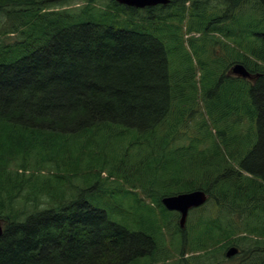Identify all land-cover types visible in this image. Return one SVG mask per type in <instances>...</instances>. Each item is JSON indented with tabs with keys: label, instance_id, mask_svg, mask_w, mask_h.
I'll return each instance as SVG.
<instances>
[{
	"label": "trees",
	"instance_id": "obj_1",
	"mask_svg": "<svg viewBox=\"0 0 264 264\" xmlns=\"http://www.w3.org/2000/svg\"><path fill=\"white\" fill-rule=\"evenodd\" d=\"M68 1L0 0V264H158L173 259L170 246L177 251L170 264H264V0H223L232 26L217 25L225 16L201 23L206 32L234 37L220 81L234 82L230 97L241 103L233 106L237 117L210 107L215 135L199 114L192 136L184 130L191 120L186 103L197 106V98L178 90L171 66L179 56L166 31L176 10L183 18L190 8L199 18L211 0H170L142 10L144 22L134 20L141 10L116 0L55 7ZM165 7L176 9L154 14ZM236 63L251 79L226 74ZM102 129L135 139L128 146L99 144L98 151L69 144L70 136ZM34 151L42 156L35 164ZM41 164L58 171L99 167L88 176L52 178ZM108 167L106 178L139 188L174 233L132 230L112 217L109 202L75 184L81 178L98 186ZM192 190H204L207 202L190 211L184 228L177 221L172 229L177 213L162 198ZM208 236L214 246L241 251L226 263L216 261L218 247L200 259L195 252Z\"/></svg>",
	"mask_w": 264,
	"mask_h": 264
},
{
	"label": "rangeland",
	"instance_id": "obj_2",
	"mask_svg": "<svg viewBox=\"0 0 264 264\" xmlns=\"http://www.w3.org/2000/svg\"><path fill=\"white\" fill-rule=\"evenodd\" d=\"M97 3H106V0H96ZM88 3V0H71L67 3L61 4L59 6H55L56 8H68L70 10H76L78 8L84 7ZM210 4V9L207 13L202 14L199 18L194 17L190 12L192 11L190 8L188 10L190 12H185L183 18L179 15L180 10H176L175 8H163V10H155L154 14L161 13L163 16L170 15L174 11V16L171 19V23L173 26L170 30L166 31L168 34V40H166L167 45L179 56V61H177L174 65L171 66V69L174 70L176 75L178 76V90L185 91V96L190 100L196 96L197 106L194 102L186 103V119H191L187 128L188 136H192L197 133V122L201 119V115L203 114L206 118V131L215 135L218 133V126L213 122V120L209 117L210 107H214L215 110H218L220 107H223L228 112H235V116L237 117L236 111H234L233 106L236 103L239 104L241 101L234 100V97L230 94L234 92V82H225L222 83L220 81V77L223 71V68L226 66V48L229 44H233L234 37L226 36L221 31H211L206 32L202 27V22L205 23L207 18H222L225 16L223 22H217V25L223 24L225 26H232L234 20L228 18V12L226 9V5L223 4V0H211L207 5ZM155 7V6H154ZM140 16V18H139ZM147 16V12L140 11L135 21L144 22L143 17ZM160 21L158 24L162 23ZM240 25L243 26V18L240 17ZM1 37H7L5 35H1ZM205 50V51H204ZM221 57V59L217 62L216 59ZM223 100V103H221ZM213 109V108H211ZM213 109V110H214ZM231 114V113H228ZM233 115V114H232ZM211 116V115H210ZM234 119V115H233ZM229 124L228 126L233 125L232 118H227ZM235 134L240 135L243 133L242 125L237 123L235 125ZM233 134L231 129H228L227 135ZM135 139V135L133 133H126L123 135L117 134L115 132H109L106 129H102L98 132L92 133H81L79 135H73L69 138V144L74 148H89L95 151H98L99 144H111L114 146H119L120 143H124V146H128L130 141ZM178 142H187V139H178ZM95 144V145H94ZM94 145V146H93ZM175 145V143H174ZM170 149H174L175 147L170 144ZM200 148L204 149L202 146ZM41 158V155H37L35 151L32 154V163L35 164L36 158ZM135 157V156H134ZM97 165H89L87 167H82V170L76 171L75 169H71L69 171L57 170L54 166L45 164L40 165L41 172L46 173L47 177H52L61 175L63 178H70L74 176H88L91 173V169L98 168ZM109 167L105 169L104 173H102L103 179H101L99 185H96L94 180L87 181V184L81 181V178L75 181V184H78L82 188L84 186L87 190H90L88 194L91 195H99L101 199H103L108 203L106 209L111 213L112 217L126 225L128 228L132 230H146L149 233L156 231V228H163L165 233L167 231H171L170 226H167V219L164 216L165 213H161L159 208H157L156 204L148 201L147 198L141 196V193L138 189L133 188L130 184L125 183L122 178L118 176L108 177ZM95 172V169L93 170ZM38 176L40 174L38 173ZM35 178L36 175H35ZM135 181H138L137 178H133ZM63 181V180H60ZM65 191L68 193L67 185L64 186ZM71 189H73L71 187ZM85 189V188H84ZM128 192V193H126ZM125 193L128 194V197H125ZM137 198L142 199L140 201L136 200ZM151 205L155 209L153 215L151 212H148L146 206ZM151 217L153 223L148 222V218ZM179 216H174L171 218L170 225L173 229L175 224L177 223ZM3 222V221H2ZM174 233V232H172ZM175 238H179V234H174ZM214 238L208 236L206 239L205 249L197 251L198 255H200V259H205L206 255L212 249H216L218 254L216 255L217 262H224L225 260V247L223 244H219V246L213 245ZM249 244V243H247ZM169 253L172 254L173 259H170L167 263H164V260L159 264H170L175 263V251L174 246L167 247ZM234 258V257H233ZM222 260V261H221ZM232 263H237L236 261H232ZM142 264V263H141Z\"/></svg>",
	"mask_w": 264,
	"mask_h": 264
},
{
	"label": "water",
	"instance_id": "obj_3",
	"mask_svg": "<svg viewBox=\"0 0 264 264\" xmlns=\"http://www.w3.org/2000/svg\"><path fill=\"white\" fill-rule=\"evenodd\" d=\"M117 2L136 8L152 7L159 4H167L169 0H116ZM232 73L243 78H251L248 69L242 63H236L232 66ZM207 194L203 190L190 192H181L173 195H166L162 198V203L170 211H179L181 213L180 225L183 227L190 209L199 207L207 201ZM3 234V224L0 220V236ZM238 252L237 247L229 248L227 256H233Z\"/></svg>",
	"mask_w": 264,
	"mask_h": 264
},
{
	"label": "flooded vegetation",
	"instance_id": "obj_4",
	"mask_svg": "<svg viewBox=\"0 0 264 264\" xmlns=\"http://www.w3.org/2000/svg\"><path fill=\"white\" fill-rule=\"evenodd\" d=\"M227 75H233L232 71H231V68L229 69V71L226 73ZM241 78V77H239Z\"/></svg>",
	"mask_w": 264,
	"mask_h": 264
},
{
	"label": "bare ground",
	"instance_id": "obj_5",
	"mask_svg": "<svg viewBox=\"0 0 264 264\" xmlns=\"http://www.w3.org/2000/svg\"><path fill=\"white\" fill-rule=\"evenodd\" d=\"M169 2H170V0H169ZM169 2H168V3H169ZM168 3H167V4H168Z\"/></svg>",
	"mask_w": 264,
	"mask_h": 264
}]
</instances>
